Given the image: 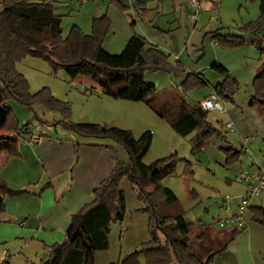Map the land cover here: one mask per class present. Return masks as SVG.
<instances>
[{"label": "trees", "instance_id": "1", "mask_svg": "<svg viewBox=\"0 0 264 264\" xmlns=\"http://www.w3.org/2000/svg\"><path fill=\"white\" fill-rule=\"evenodd\" d=\"M121 11L131 8L147 9L140 0H112ZM0 10V153L21 158L20 143L32 134L30 121L21 124L12 102L30 112L35 106L61 113L62 120L53 123L84 137L108 138L127 150L130 161H117L111 174L92 190L93 200L74 213L64 241L49 246L50 258L38 264H95V254L110 247L112 224L123 221L126 213L125 191L121 186L127 179L136 187L144 206L138 209L149 216L150 239L141 247L112 264H211L218 250L205 260L198 257L195 242L189 238L192 219L176 193L163 184V180L176 173L178 164L184 163L183 175L193 176L192 162L177 153H170L151 163L144 161L153 142L151 130L135 136L133 130L99 122L72 120L71 104L63 101L45 87L32 92L27 77L17 64L26 56L42 58L57 71L63 68L74 81L80 75L89 76L102 92L115 99L143 102L159 117L165 119L180 136L191 138V152L199 155L213 137L226 135L209 120V111L200 102L190 105L187 92L209 82L201 74L189 73L180 62L172 63L170 54L138 32H134L125 48L118 54L108 52L104 43L112 21L107 16L93 19L92 32L85 33L74 26L67 36L63 34L62 17L55 13L52 0H3ZM264 22V1L259 20L239 27L254 32ZM135 23H132L134 25ZM222 27L214 37L225 46L236 47L244 37L227 34ZM212 68L222 76L213 90L226 102L234 101L238 80L217 61ZM147 71L174 74L182 81L177 90H159L145 79ZM195 73V72H194ZM184 77V78H183ZM254 94L248 99L257 106L264 119V66L253 80ZM44 122V121H43ZM50 125V122H44ZM229 162L241 151L223 148ZM232 152V153H231ZM29 187L13 190L0 176V224L6 211L5 198L28 193ZM253 218L264 226V208L253 206Z\"/></svg>", "mask_w": 264, "mask_h": 264}, {"label": "crops", "instance_id": "2", "mask_svg": "<svg viewBox=\"0 0 264 264\" xmlns=\"http://www.w3.org/2000/svg\"><path fill=\"white\" fill-rule=\"evenodd\" d=\"M52 1L56 5L55 13L62 17L65 36L74 26H79L85 33L90 34L95 17L107 16L110 18L112 24L104 47L113 54L122 52L134 32L142 34L149 42L170 56L173 54V50L168 51L170 46L183 51L188 50L190 43L197 45L202 39L204 42V37L202 38L201 35L203 31L194 30L189 23L193 20L191 15L194 13L190 0H140L146 4L147 9L139 12L134 8L121 11L111 4L112 0ZM214 8H220L218 0H204L201 11ZM201 18L200 14L198 20L194 21L196 28ZM132 23L135 24L132 25ZM204 36H207V32ZM183 38L187 44L185 49L178 45ZM214 42L217 43L215 40ZM177 60L181 61V59ZM76 79L81 82H90L88 78L77 77ZM221 81L222 79L219 80V82ZM213 86L210 88V93L203 98L210 96L214 91ZM112 106L114 108L101 117L102 123L131 129L135 136H140L144 131L151 130L153 142L150 149L153 148L157 139L161 138V143L166 146V151H163L162 154L177 153L172 152L171 148L174 145L170 138H165L168 128L163 119L156 115L147 104H112ZM115 107H128L129 111L124 113L123 110H117ZM249 108V111L243 114L231 106H229L228 114L224 115L218 112L224 116V120H222L224 126L228 122L234 123V129L225 128L224 130L226 132L224 140L231 144V147H228L235 149L234 151H240L233 147L234 143H238L244 151L242 137L257 135L259 131L263 136L260 148L264 151V119L259 108L256 106ZM13 110L22 124L28 114L21 108ZM162 131L165 136L161 137ZM230 132H233L231 138ZM92 138L96 139H81L65 133L61 137L41 134L37 131L34 133L33 131L32 134H27L19 145L21 158L11 156L6 152L0 153V176L8 182L9 187L13 190L29 187L30 191L19 196L5 198L6 211L3 214V222L0 224V264H38L48 260L51 255L48 247L65 239L66 232L71 225L72 215L92 202V190L108 178L117 161H130L129 154L123 145L105 140L106 138ZM252 142L254 144L253 139ZM207 149L205 146L202 151L206 152ZM243 151L241 150V152ZM256 152L254 150V156H258ZM204 155L208 159L207 152ZM242 155L241 153L239 158L235 156L231 160L232 162H229V154H227V161L230 165L235 164L241 160ZM247 159L248 163L233 166L232 169L236 175L253 168L249 156ZM208 160L211 163L224 161L223 158ZM259 162L264 168V159ZM193 172V176H190L191 179H195V171L193 170ZM182 178L183 180H181ZM234 180V178L226 177L228 184H232ZM123 181L126 180L123 179ZM123 181L121 186L125 191L126 213L124 220L120 223L116 222L114 226L117 227V230L120 229V240L128 233L131 235L133 232L136 233V237L142 235L144 238V229H148L149 225L148 218L141 216L140 214L143 213L137 211L143 203L139 200L132 203L129 207L131 209L129 215V191L126 187V185L129 187V184ZM163 182L176 193L186 210H189V206L192 205L193 208L198 201H203L204 197L210 195V192L197 194L195 189L190 190L189 182L177 173L167 176ZM238 187L240 185L234 189L235 196L233 197L235 199L231 203L233 212L236 210L239 197L245 191V188L237 191ZM131 188L135 192L131 196L133 200L136 199L135 195L137 194L133 185ZM253 206L255 205L251 201V206L245 215L246 227L243 230H236L234 226L221 227L218 224V217L227 215L224 210L223 198L219 204L223 215L220 214L213 218L193 216L189 238L195 242L198 257L205 260L212 253L222 250L215 256L211 264H264V230L253 216L254 221L247 222ZM262 207L264 208V206ZM251 214L253 215V212ZM136 218L137 220H135ZM126 223H128L127 227H125ZM143 242L145 241L141 243ZM141 243L128 240L127 249H125L122 240L117 260L123 254L136 250ZM4 251L12 256L10 260L3 258ZM97 253L95 254L96 262L97 257L106 258L104 254H101L102 251ZM109 260L107 259L106 262H110Z\"/></svg>", "mask_w": 264, "mask_h": 264}, {"label": "rangeland", "instance_id": "3", "mask_svg": "<svg viewBox=\"0 0 264 264\" xmlns=\"http://www.w3.org/2000/svg\"><path fill=\"white\" fill-rule=\"evenodd\" d=\"M263 1L264 0H218V5L220 8L200 11L202 18L200 22H198L197 28L194 26L195 20L191 19L192 21H189L190 25L192 26L191 28L194 30L203 31L201 35L202 38L204 37V42L202 39L197 43V45L190 43L187 50L185 49L187 44L183 38L178 45L180 48L183 47L185 50L180 51L176 48H172L171 46L168 48V51L173 50L170 61L172 63L180 62L182 65H184L186 68V75L189 73L196 74L194 72H199L204 75V78L209 82L203 87H195L194 89L187 92V100L190 105H194L199 102L201 103L205 99L203 97L210 93V88L212 85H215L217 82H219V80L222 79V76L212 68L213 63L217 61L218 63L227 67V69L230 71V74L236 78L239 83V87L234 93V101L227 102L228 108L231 106L241 114L249 111L250 105L248 103V99L254 94L253 80L257 73H259V71L264 66V22L254 32L246 30L243 31L239 29V27L244 26V24L259 20L262 14ZM2 2L3 0H0V10L3 7ZM221 26L225 28L224 31H226L227 34H238L243 36L245 38L244 43L240 46L229 47L223 45L220 43V41L217 42V39L214 37V33L220 29ZM205 32H207V36H204ZM213 38L217 43L214 42ZM177 59H181V61ZM17 68L29 80L32 92H37L45 87H48L54 96L63 101H68L71 104L72 120L77 122L82 121L102 123L100 120L101 117H103L111 108H114L112 104H144L142 102L138 103L135 101L120 100L104 95L98 85L87 75H80L78 77L88 78L91 83L85 81L81 82L77 79L71 81L68 73L63 68L55 71L52 65L42 58L33 57L30 55L26 56L17 64ZM145 79L147 82L155 84L159 90L167 91L177 90L181 87L182 83V81L176 78L174 74L162 71H147L145 73ZM12 106L13 109L17 108L19 110L21 108L26 112V114H28L27 118H24L22 125H24V123L29 120L30 127L34 133L37 131L41 134H51L61 137L65 133L67 135L76 136V138L78 137L81 139H96L92 137H84L79 134L67 131L62 126L54 125L53 123L62 120L61 113L50 111L46 107L37 105L35 106V112H30L14 101L12 102ZM115 109L123 110L124 113L129 111L128 107H115ZM209 120L215 126L219 127L226 135L224 130L225 128L228 129V127L224 126L222 123V120H224L223 115L219 114L217 111H209ZM43 121L50 122L51 124L48 125ZM163 122L168 128V134L165 136V133L162 131L161 137H169L170 141H172V144L174 145L173 148H171L173 149L172 152H177L179 157L187 158L192 162V168L195 171V179H191L190 176L183 175L185 168L184 163L178 164L176 173L185 177V180L189 182L191 187H189V189H195L197 194L210 192L208 197H204L203 201H198L193 208V205L189 206V210H187L189 217L192 219L193 216H198L200 218H213L220 214L223 215V210L219 207V204L222 202V198L228 194L235 196L234 189L239 185L240 187L237 188V191L244 188L246 191V186L244 184H240L236 180H234L232 184H228L226 182V177L235 179V176L237 175L232 169L233 166H240L242 164L248 163V156L251 161L250 155L246 152H243L241 160L230 165L227 161V154L225 151H223V148H228V146L231 144L228 143L227 140H223L222 137H213L206 145V148H208L206 151L208 154V159L216 160L223 158L224 161L220 163H211L207 158H205V151H201L199 156L194 155L191 152V138L194 136V133L187 137L180 136L171 128L165 119H163ZM232 133L233 132L229 133L230 138L232 137ZM262 138L263 136L260 131L257 135L249 136V146L252 150L254 149L257 151L256 153L261 159H258V156L255 157L259 161L264 159V151L260 148ZM252 139L254 140V144ZM105 140L112 141L108 138ZM233 147L237 150H242L238 143H234ZM163 151H166V146L161 143V138H158L153 148L149 150L144 161L146 163H151L159 157L167 155L162 154ZM226 168L230 171H228ZM125 180L126 181L123 182L129 184V187L128 185H126V187L129 191L128 211L130 215L131 209L129 207H131L132 203L138 202L137 200L140 202L142 201L138 198L137 192V195H135L136 199H131V196L135 192H133L131 188L132 184L130 181L127 179ZM181 180H183V178ZM164 183L165 182H163V184ZM251 201L255 206H264V191L260 196L253 197ZM141 206H144V203ZM252 212H250L247 222L251 223L254 221L252 218L253 215L251 214ZM140 215L148 218V223L150 224L148 215L144 213ZM135 220H137V218ZM114 224L115 223L112 224V228ZM125 225V227H127L128 223ZM259 226L264 230L263 225L260 224ZM144 230V238L142 235L136 237V233L133 232L131 235L128 233L127 236L120 240V229L117 230V227L114 226L113 231L111 230L110 233V249L106 251L104 250L102 251L103 253H101L104 254L106 258L100 259L97 257L98 264L117 263L124 256L129 254L125 253L120 257L119 260H117L121 250L122 240L124 242L125 249H127L128 240H132L135 243H141L142 241L147 242L151 237L149 225L148 229ZM141 245L142 243L137 247L136 250H138ZM134 251L135 250L132 252ZM107 259H110V262H106ZM97 262L95 257V264H97ZM141 262L143 264V260H141Z\"/></svg>", "mask_w": 264, "mask_h": 264}, {"label": "built area", "instance_id": "4", "mask_svg": "<svg viewBox=\"0 0 264 264\" xmlns=\"http://www.w3.org/2000/svg\"><path fill=\"white\" fill-rule=\"evenodd\" d=\"M204 0H190L194 13L191 15L193 20H198L202 4ZM203 109L208 111H217L222 114H228V103L215 91L210 96L205 98L201 103ZM226 126L229 129H234V123L228 122ZM242 145L244 151L250 155L252 169L240 172L235 180L246 186V191L239 197L236 203V210L232 211L231 203L234 201V197L226 195L223 197L224 210L227 213L226 216L218 217L217 222L221 227L234 226L236 230H243L246 227L245 215L249 207L251 206V200L253 197L259 196L264 191V168L254 156L253 150L249 146V137H242ZM3 258L10 260L12 256L7 251H4Z\"/></svg>", "mask_w": 264, "mask_h": 264}]
</instances>
